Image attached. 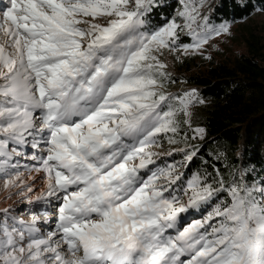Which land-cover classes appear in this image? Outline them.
Masks as SVG:
<instances>
[{
	"label": "snow or ice",
	"instance_id": "1",
	"mask_svg": "<svg viewBox=\"0 0 264 264\" xmlns=\"http://www.w3.org/2000/svg\"><path fill=\"white\" fill-rule=\"evenodd\" d=\"M178 3L175 18L149 27L157 0H9L0 14L13 49L0 46V168L31 148L47 184L35 202L55 223L45 234L35 215L26 230L0 220V264H264V179L255 169L228 179L218 169L180 173L147 150L157 134L189 139L181 128L202 103L195 90L162 91L170 76L161 51L195 53L229 32ZM101 14L105 26H79ZM181 33L192 43L180 45ZM192 131L191 139L204 132ZM198 155L182 153L188 165Z\"/></svg>",
	"mask_w": 264,
	"mask_h": 264
},
{
	"label": "trees",
	"instance_id": "2",
	"mask_svg": "<svg viewBox=\"0 0 264 264\" xmlns=\"http://www.w3.org/2000/svg\"><path fill=\"white\" fill-rule=\"evenodd\" d=\"M197 1L217 27L242 24L264 8V0ZM181 7L178 0H157L148 17L149 27L175 18ZM180 37V45L192 42L190 36ZM237 37L245 46L239 55L184 77L203 101V108L194 110L192 122L204 130V138L196 145L198 158L185 166L188 173L199 169L216 175L213 170L218 169L228 179L234 169L247 168L255 169L252 175L257 179L264 177V28L242 25Z\"/></svg>",
	"mask_w": 264,
	"mask_h": 264
},
{
	"label": "rangeland",
	"instance_id": "3",
	"mask_svg": "<svg viewBox=\"0 0 264 264\" xmlns=\"http://www.w3.org/2000/svg\"><path fill=\"white\" fill-rule=\"evenodd\" d=\"M187 3L189 7L195 6L198 7L200 11L203 10L204 4L203 3L200 4V2L197 0H187ZM8 4H9V0H0V14H2L4 10H6V6H8ZM128 7L132 8L133 5L129 4ZM80 19L88 21V24L82 23L79 25L81 28H86L90 24L105 26L109 17L106 14H101L96 17L84 16V17H80ZM180 22L182 21H178V23ZM250 24H258L264 28V11L261 10L257 11L251 18L244 21L242 24H235V25L226 24L229 27L228 34H222L213 37L210 40V42L204 45L198 52L185 53L183 51L175 52V51H169L167 49H163L159 54V59L166 65L165 71L169 74L170 80L165 81V87L162 89V91H164L165 94H171L175 96L176 94H182L185 92H190L192 90H195L197 99L199 101H202L197 94L196 88L188 84L184 77L187 76L190 72L195 73L196 71H200L201 69L210 66L214 62L215 63L220 62L221 60L228 59L229 57H235L239 55V53L245 49V46L244 43L241 42L240 38H238L237 36L240 33V28L242 27V25L247 26ZM182 34L183 33H181L180 36ZM180 36H179V41L181 40ZM9 39L10 38H6L3 35V33L0 32V46H4L7 52L13 50L11 47H8ZM84 43L85 44L87 43V39H85ZM187 66L191 67L190 71L187 70ZM197 108H203V101L202 103L200 102L194 103L188 109L187 118L190 120L191 127L185 125L182 126L181 128L184 129L185 131V132L183 131L182 133H187L189 139L186 140L183 135H178L174 137L175 142L170 143L166 135L157 134L155 143L151 147L147 148L148 151L158 154L157 156L154 157V159L156 160V164L158 166H163L164 164H167L169 161H174L178 165H180L178 168H176L175 171L184 173V169L187 162L183 160V156H182L183 150L196 147L197 142L201 141L204 138V132L202 135L196 133V135L200 136V138L197 139L190 138L194 135L192 129L201 128L199 126H194L192 122L193 112ZM183 118L184 117H181V119ZM13 147H15V145H13ZM19 151L24 153V155L14 156L12 159L8 161V165L6 167L0 168V200L6 195L7 190L13 185L9 183V181H17L18 176L19 178H21L22 174L26 175L25 180L23 181L21 180L20 181L21 183L19 182L17 186L15 187L13 186L12 189L10 190L14 194V199H16V205L12 209L14 210L17 209V211H15L16 214L15 212L14 214H9L8 212L5 214V210H6L5 207H0V220L4 222V220L9 219L10 223L8 224L10 226H16V227H19L20 223H23L25 225V230H26L27 224L28 223L31 224L33 222L34 219L33 215H35V218L41 222L40 224L41 231L47 234L49 229H51L53 227V224L55 223V218L51 215V212L45 215L44 207H42L41 204H38L35 201L26 204L25 203L26 201L21 199L22 198L21 194L28 192V190L27 189L21 190L20 185H23L25 182H30L37 175L41 176L42 174L39 171L38 166L34 164V162L30 159L33 150L31 148H20ZM41 151H43V149H41ZM171 153H175L176 156L171 155ZM3 163L4 160L0 159V165H2ZM236 171L237 169H234L233 173H236ZM44 175L46 176V174ZM263 178L264 177L260 176L259 179H263ZM40 184L45 188L44 190H46L47 187L46 179H41ZM44 193L46 196V192ZM48 199L51 198L46 197L44 206L52 208L53 206L48 205L47 203ZM54 203L55 202L53 201V205ZM31 207L34 208V211L27 213ZM195 218L198 217H194L192 215L187 216L189 222H194ZM13 219L14 220L16 219L14 223H13ZM22 219H24V221H21ZM48 219H52L53 223L44 224L43 221H46Z\"/></svg>",
	"mask_w": 264,
	"mask_h": 264
},
{
	"label": "bare ground",
	"instance_id": "4",
	"mask_svg": "<svg viewBox=\"0 0 264 264\" xmlns=\"http://www.w3.org/2000/svg\"><path fill=\"white\" fill-rule=\"evenodd\" d=\"M25 176L24 174H22L21 178L19 179V181L15 184V185H12L8 190H7V193L6 195L0 200V207H5L6 210H8L7 212L9 214H14L15 211H17V209H12L13 207H15L16 205V199H14V194L12 191H10L12 189V187L14 186H17L18 183L22 180H25ZM21 183V182H20ZM29 183L28 185H31L33 189H35V191L33 192H26V193H22L21 195V199H23L24 201H26L25 203L26 204H29L31 203L32 201H35L36 200V197L37 196H41L42 193L45 192V188L43 186H41V176L37 175L33 180H31L30 182H25L24 184H27ZM41 186V187H40ZM18 188V187H17ZM45 194V193H44ZM31 197V202L29 199H27L26 197ZM15 200V201H14ZM3 211V210H2ZM34 211V208H30L29 211L27 213H30V212H33ZM16 214V212H15ZM19 216V215H17ZM14 221H16V219L14 220L13 219V223ZM21 221H24V219H22ZM3 223H10L9 219H6L4 220ZM21 224V223H20ZM40 227V225H39ZM41 228V227H40Z\"/></svg>",
	"mask_w": 264,
	"mask_h": 264
}]
</instances>
